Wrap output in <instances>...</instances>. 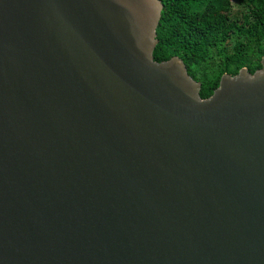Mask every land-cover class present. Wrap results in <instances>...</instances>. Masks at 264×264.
I'll list each match as a JSON object with an SVG mask.
<instances>
[{
  "label": "water",
  "instance_id": "95a60500",
  "mask_svg": "<svg viewBox=\"0 0 264 264\" xmlns=\"http://www.w3.org/2000/svg\"><path fill=\"white\" fill-rule=\"evenodd\" d=\"M163 10L0 0V264H264V57L203 99Z\"/></svg>",
  "mask_w": 264,
  "mask_h": 264
},
{
  "label": "trees",
  "instance_id": "16d2710c",
  "mask_svg": "<svg viewBox=\"0 0 264 264\" xmlns=\"http://www.w3.org/2000/svg\"><path fill=\"white\" fill-rule=\"evenodd\" d=\"M157 62L180 57L207 99L226 73L254 74L264 57V0H161Z\"/></svg>",
  "mask_w": 264,
  "mask_h": 264
},
{
  "label": "flooded vegetation",
  "instance_id": "af4514ba",
  "mask_svg": "<svg viewBox=\"0 0 264 264\" xmlns=\"http://www.w3.org/2000/svg\"><path fill=\"white\" fill-rule=\"evenodd\" d=\"M226 74H229V73H226ZM230 75H232V74H230ZM233 76V75H232Z\"/></svg>",
  "mask_w": 264,
  "mask_h": 264
}]
</instances>
